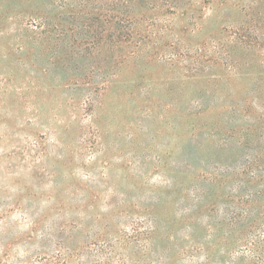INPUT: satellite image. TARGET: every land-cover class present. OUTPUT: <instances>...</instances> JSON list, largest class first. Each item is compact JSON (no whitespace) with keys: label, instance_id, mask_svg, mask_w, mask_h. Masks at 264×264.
Here are the masks:
<instances>
[{"label":"rangeland","instance_id":"374dc122","mask_svg":"<svg viewBox=\"0 0 264 264\" xmlns=\"http://www.w3.org/2000/svg\"><path fill=\"white\" fill-rule=\"evenodd\" d=\"M0 264H264V0H0Z\"/></svg>","mask_w":264,"mask_h":264}]
</instances>
